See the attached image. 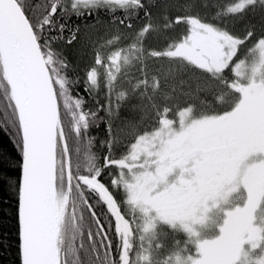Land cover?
<instances>
[{
  "label": "snow or ice",
  "instance_id": "obj_1",
  "mask_svg": "<svg viewBox=\"0 0 264 264\" xmlns=\"http://www.w3.org/2000/svg\"><path fill=\"white\" fill-rule=\"evenodd\" d=\"M257 3L238 0L224 12L217 11L213 19L226 24L229 15H242ZM259 4L264 5V0ZM183 7V14L173 19L167 14L155 19L144 0H47L40 5L33 0H0V95L5 117L0 127L14 133L13 143L22 157L18 182L21 264H84L79 250L87 255L89 247L96 257L92 264H116L109 251L101 255L97 248L96 238L105 249H110L112 242L94 210L95 204L89 202L91 194L98 196L115 218L119 261L130 264L133 226L121 214L112 192L98 179L109 166L120 170L119 178L111 183L122 185L128 193L126 202L133 219L137 213L143 214V234L159 222L172 226L179 222L192 233L190 223L199 222L210 210L209 201L226 199L241 185L246 189V202L227 212L220 236L198 242V257L188 256L191 264H238L246 242L257 248L264 241V230L255 226L264 224V159L249 162L255 154H264V37L249 50L251 60L246 57L234 64L235 79L229 81L225 69L254 32L249 30L246 38L238 37L226 26L206 20L197 0H187ZM203 7H208L206 2ZM100 10L113 14L112 23L119 20L129 29L141 11L147 23L134 34L127 51L114 50L106 59L99 52L95 54L94 66L87 70L85 80V89L96 104L93 110L86 109L82 96H73L79 81L67 75L68 61L53 44L60 40L71 44L78 38L79 26L68 28L61 18L67 21L72 15L93 16ZM118 10L124 13L123 18L114 15ZM174 26L183 31L176 39L166 36L170 42L164 49L145 46L149 34ZM151 58L167 61L173 75L180 74L185 66L199 70L208 77L200 89L207 90L206 98L215 104L211 95L215 88L208 87L212 83L224 90L219 101L230 96L231 102L222 112L197 114L193 106H185L179 110L178 120L168 118L170 108L161 110L155 99L160 81L153 75L150 83L146 72V61ZM133 61L140 66L143 78L122 83L120 77L127 76L126 68ZM98 68L104 69L103 74ZM101 87L105 89L103 104L97 95ZM122 87L125 90H119ZM162 95L165 100L170 98ZM132 97L140 101L132 107L144 114L141 122L148 111H154L158 126L139 134L123 158L105 155L101 166L89 129L105 124L110 139L100 144H106L111 153L118 140L113 133L125 130L122 123H116L120 109ZM177 168L182 170L178 182L169 185L168 177ZM184 173L190 178L185 179ZM7 179L11 184L12 178ZM86 213L95 226V237L92 227L88 228L89 247L83 242ZM139 221L135 225L138 230ZM143 234L141 240L145 239ZM147 252L143 248L134 264H153ZM257 264H264V260Z\"/></svg>",
  "mask_w": 264,
  "mask_h": 264
},
{
  "label": "trees",
  "instance_id": "obj_2",
  "mask_svg": "<svg viewBox=\"0 0 264 264\" xmlns=\"http://www.w3.org/2000/svg\"><path fill=\"white\" fill-rule=\"evenodd\" d=\"M37 5L47 3V0H33ZM64 3H69L70 0H63ZM187 0H154V3H150L149 0H144V3L148 10L151 12L155 19H161L164 14L169 16V19H173L177 14H183L185 11L184 5ZM201 3L199 9L200 14L210 22H218L222 26H226L232 34L238 37L246 38V33L249 30L254 32L252 38H246V43L241 45L238 49L237 56L234 57L232 63L228 69H225L224 76L229 81L235 79L233 73V66L240 59L251 58L249 50L255 46V43L259 38L264 37V5L259 4V0L256 6L250 7L239 16L229 15L225 24L224 21H216L213 19L214 14L217 11L224 12L228 6L232 3L238 2V0H197ZM203 2H206L208 7H203ZM40 9L37 8V11ZM59 14V13H58ZM116 17L123 18L124 13L117 11L114 14ZM113 14H109L105 10H100L93 16L77 17L72 15L70 19L65 21L61 18V23H67L68 28H75L79 26L78 38L73 43L68 44L64 40L56 41L53 47L67 59L69 68L67 69V75L79 83L73 88V96H82L87 102L86 109L91 108L95 110L96 104L92 100V97L85 89V80L87 70L94 65V53L106 46L109 39L115 42L116 37H120L118 41L122 44L123 49L127 51L130 43L133 42L132 37L134 34L147 23V18L144 16V12L141 11L139 16L133 18L132 28L129 29L126 25H121L119 20L112 23ZM183 29L178 26H174L172 29L161 33H152L147 36L144 43L149 49L162 50L170 42L165 37L176 39L179 37ZM69 35L68 29L65 30L64 36L67 38ZM148 68L146 72L148 74L149 82L151 83V77L153 75L160 81V89L156 92V102L160 109L164 106L170 108L168 117L176 118L179 110H182L185 106H193L197 114L207 112L213 114L215 112H222L225 110V106L231 102L232 97H225V101H219L218 97L224 94V90L221 87H217L215 84L210 83L209 88H215V92L211 93L215 104L211 100H208L207 90L201 91L205 81L208 80L206 74L199 72V70H193L190 66H185L184 70L178 74L173 75L169 69L171 65L167 61L156 60L151 58L146 61ZM139 65L133 61L131 66L126 68L127 76H121V82L126 79H140L143 78L139 71ZM159 69V71H157ZM123 71H125L123 69ZM183 81V83H182ZM126 87V85H125ZM122 87L119 90H125ZM105 89L101 87L97 95L100 97V103H104L103 95ZM162 93L168 94L169 99L165 100ZM151 94V89H149ZM4 100L0 95V121L4 117L2 110ZM147 103V101H145ZM140 104V101L136 97H132L128 101L124 102L120 109V118L116 123H122L125 126V130L121 133H113L114 136H118V140L114 142L111 153L107 148V145L101 147L100 141H108L110 139L109 133L106 130L105 124L101 123L99 127H92L89 129V136L95 137L93 152L99 156V164L103 166L105 155H110L112 159L123 158L124 155L130 150V145L135 141V138L139 134H143L145 131L154 130L158 126V118L154 111H148L146 118L141 122V117L144 115L139 108L133 110V105ZM219 105V107H217ZM101 115H104L101 112ZM114 128L116 124L114 123ZM0 264H21L19 255V238H18V182L20 177L19 164L22 160L18 150L13 143L14 133L9 130L5 132L0 127ZM119 168L116 166H109L104 168L101 176L98 178L100 182L104 183L108 189L114 191L115 195L123 198V203L127 204L128 193L123 189L122 185L114 186L111 181L119 178ZM8 177L12 178V183L8 182ZM91 196H96L91 194ZM93 203V202H90ZM95 204V203H93ZM96 210V206H95ZM156 228L160 231H165L168 236V252L171 250V242L173 232L177 229L176 226H172L165 222H159ZM182 235V247L181 253L186 256L198 257V242L201 240L199 236H193L186 229H178ZM209 234H213L212 230H208ZM174 238L176 236L174 235ZM203 240V239H202ZM180 248V247H179ZM160 249V244H159ZM176 249V245L173 250ZM172 251V250H171ZM163 253L156 254L153 259V264H162L161 259ZM256 255V252L252 253V256ZM242 260V259H241ZM243 262L245 260L243 258ZM238 264H241L239 262ZM243 264V263H242Z\"/></svg>",
  "mask_w": 264,
  "mask_h": 264
},
{
  "label": "flooded vegetation",
  "instance_id": "obj_3",
  "mask_svg": "<svg viewBox=\"0 0 264 264\" xmlns=\"http://www.w3.org/2000/svg\"><path fill=\"white\" fill-rule=\"evenodd\" d=\"M121 44L122 43L118 40H116L112 44H109L107 42L106 46L104 45L103 48L98 49L94 53V58H95V54L99 52L106 59L107 56L110 55L112 51L123 48ZM98 70L103 74L104 72L103 68H98ZM122 72H123V69H122ZM109 191L112 192L114 199H116L117 204L121 209V214L124 215L125 218L128 219L133 226V239H132L133 247L130 252V264H134L137 254L142 252L143 248L148 249L147 254L150 255V258L152 259V261L156 257V254H160V252L163 253L162 255L165 258V256H167V254L169 253V252L167 253L168 251L167 233L164 230L160 231L157 229L156 235L153 237V240L151 238L152 236L150 233L143 234L142 233V221L144 219L143 214L137 213L136 219L134 220L133 213L130 207L128 206V204L126 205L124 203L123 205L121 204L123 198L118 195V191H117V195L114 194L115 193L114 191L110 189ZM246 197H247L246 189L241 185V187L237 190V193L235 195L234 204L228 208L227 212L231 211L234 207L238 205L242 206L246 202ZM97 201H99V197L92 196V199H90L89 202L95 203L96 210L95 209L94 210L97 212V215L99 216L100 221L104 226V230L107 233V238L110 239L112 242V247L110 249H105L101 247L99 243V238H96L97 248L100 250L101 255H103V252L105 250L109 251L111 258L116 261V264H120V261H119L120 248L118 247L120 241H119L118 234L115 233V218L108 211L107 206L103 203V201H99L98 203ZM226 215L224 219H226ZM139 219L141 220V225H138V228H139L138 230L136 229L135 225L136 223L140 222ZM90 221H91L90 213H86V221H85L86 226L84 229V238H83V242L86 245V247H89V240H88V228L89 227H92L93 235L95 237V226L91 224ZM223 221L219 225L218 231L211 239H215L221 235V228L223 226ZM142 234L145 236L144 240L140 239V236ZM174 235L176 236V238H174ZM182 241L183 240H182L181 232L180 230L176 229L175 232H173L172 238L170 239L171 246H172L171 247L172 251L170 250L171 253H178L179 255L181 254ZM76 243L78 247L80 243L79 238L77 239ZM159 244H160V249H159ZM175 245H176V249L173 250ZM260 245H261V242H260ZM242 248H243V251H242L241 259L243 258V256L245 258L248 257V251L250 252L256 251L252 249L251 243H247V242L242 246ZM79 256L81 257V260L84 262V264H92V261L96 259L95 255L91 253L90 247H89V252L87 255L85 254V251L83 249H80ZM89 257H91V259H89ZM241 259L240 261H238V263L241 262ZM161 261L163 262V258L161 259ZM140 264H145V262L141 261Z\"/></svg>",
  "mask_w": 264,
  "mask_h": 264
},
{
  "label": "rangeland",
  "instance_id": "obj_4",
  "mask_svg": "<svg viewBox=\"0 0 264 264\" xmlns=\"http://www.w3.org/2000/svg\"><path fill=\"white\" fill-rule=\"evenodd\" d=\"M251 59H252V57L249 58V60H251ZM168 118L174 119V120L179 119L178 116L176 118H173V117H168ZM260 159H264L263 154H255L254 156L249 158V162L259 161ZM191 166H192V164L190 162L188 167H191ZM181 171H182L181 169L177 168L170 174V176L168 177L169 185L175 184L178 182ZM184 175H185V179L190 178L188 173H184ZM240 187L241 186H239L238 189ZM236 193H237V191L232 192L228 196L227 202H220L219 206H217V207H213V205L216 204L217 202L221 201V200L208 202V206H209L210 210L207 212L208 219H207L206 223H204L202 225H200V224L194 225L195 229L200 233L199 237L201 240L202 239H211L216 234V232L218 231L219 225L221 224V222L223 221V219L227 213L228 208L234 204V199H235ZM175 226H177L181 229L182 228L185 229L183 227V225L180 224L179 222H177V224ZM209 229L212 230L213 234L207 235V234H209V232H208ZM216 229H217V231H216ZM156 232H157V228H155L154 231L152 233H150L152 236L151 237L152 240H153V237L156 235ZM252 249L256 250L257 254L253 255V256H249L247 258V260L245 261V263H243V264H256V262L258 260H260L261 258H264V243L262 246L260 245L257 248L252 247ZM173 254L174 253H170L169 255L167 254V256H165V258L163 257L162 264H165V262L168 260V258L172 257ZM180 256L186 258V256L183 255L182 253L180 254Z\"/></svg>",
  "mask_w": 264,
  "mask_h": 264
},
{
  "label": "clouds",
  "instance_id": "obj_5",
  "mask_svg": "<svg viewBox=\"0 0 264 264\" xmlns=\"http://www.w3.org/2000/svg\"><path fill=\"white\" fill-rule=\"evenodd\" d=\"M237 190H238V187L235 188V190L232 191V192H236ZM232 192H230V194H231ZM230 194H229V195H230ZM227 200H228V197H227L226 199H223V200L217 202L216 204L213 205V207H217V206H219V203H220V202H227ZM238 206H239V205H238ZM238 206H236V207H238ZM207 219H208V217H207V213H205V214L202 215V217H201V219H200L199 222H196V223H190V226H191V228H192V233H191V234H192L193 236H199V235H200V233L195 229L194 225H197V224L202 225V224L206 223ZM255 226H256V227H259V228H262V230H264V224H261V223H255ZM153 231H154V229H150L149 233H152ZM177 257H179V258L177 259ZM260 260H264V258H261ZM167 261H168V264H191V261L188 259V257H187V258L181 257L178 253H174V254L172 255V257L168 258ZM258 261H259V260H258ZM258 261H257V262H258ZM257 262H256V264H257Z\"/></svg>",
  "mask_w": 264,
  "mask_h": 264
}]
</instances>
